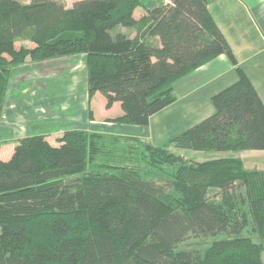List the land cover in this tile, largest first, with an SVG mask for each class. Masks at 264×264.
Returning a JSON list of instances; mask_svg holds the SVG:
<instances>
[{
    "label": "trees",
    "instance_id": "1",
    "mask_svg": "<svg viewBox=\"0 0 264 264\" xmlns=\"http://www.w3.org/2000/svg\"><path fill=\"white\" fill-rule=\"evenodd\" d=\"M152 1L0 0V110L13 67L83 54L88 96L100 93L107 108L118 102L115 122L147 126L174 102L176 81L224 54L236 80L212 95L211 115L169 143L264 150V103L210 0ZM21 40L33 46L17 47ZM107 138L116 145L81 130L56 145L31 134L0 160V264H262L264 170L238 157L187 162L134 137H120L132 149L102 165L96 158ZM141 162L178 166L158 179L143 175ZM90 164L94 171L84 173ZM205 237L216 239L203 250L178 249Z\"/></svg>",
    "mask_w": 264,
    "mask_h": 264
},
{
    "label": "crops",
    "instance_id": "2",
    "mask_svg": "<svg viewBox=\"0 0 264 264\" xmlns=\"http://www.w3.org/2000/svg\"><path fill=\"white\" fill-rule=\"evenodd\" d=\"M74 1H72L71 5ZM143 1L146 5L152 4L153 2L152 0ZM213 5L220 10L218 11L220 19L213 13ZM208 9L232 49L237 60V66H240L245 71L264 103V62L262 61L264 55L260 56V54L264 52V47L263 49H255L256 45H252L250 41L246 40V31L242 30L241 27V30H237V33L230 31L240 24L242 27L246 25L250 30H257L261 36V34L264 33V0H210ZM141 13L142 9L136 10L135 15L139 16ZM234 13L235 15L241 16L242 22L235 20ZM126 32L128 31L126 30ZM130 34L133 36V32H130ZM233 38L238 42V45H235L236 47L233 46ZM32 46L33 44L30 42L27 45L29 48ZM242 50L246 53L252 52L246 56L239 53ZM81 55L84 56L83 54ZM82 56L79 60L81 61V64L79 63L80 67L85 65V56ZM73 57L74 56L56 58L52 61L42 63L27 61L11 69L3 108L0 110V129L4 130V134L0 135V144H6L15 139L16 143L13 145L15 147L20 139L31 134H42L49 142L52 135H61L65 127L69 128L73 122H78L84 129L89 131L97 126L96 119L88 120V118H86V109L84 106L87 100L89 104V97L87 96V85L85 89L84 81L81 97H79L78 100L76 99L77 104L75 101L69 102L66 110L65 84L54 83L52 77L53 72L64 68L66 62H72V64L79 62L78 60L73 61ZM250 60H253V62L247 64ZM235 67L236 66L232 65L224 54L215 57L174 83L173 94L175 100L167 107L174 104L180 105V115L177 116V118L161 124L162 120L154 118L155 113L149 119V124L147 126L149 130L147 133L140 134L137 133L139 131L136 130V132L128 131L129 133H119L117 131V134L125 137L139 138L145 141V139H152V136L153 138L162 139L166 136L167 132L171 131L173 132L169 137L171 140L214 112L210 98L236 80ZM75 70L73 69V71ZM12 79L15 80L13 84ZM73 87H75L74 82L70 90H72ZM100 96L99 93H95L93 98L97 97L101 100V104L105 105L104 97L102 96V100ZM70 104L73 105L72 108H70ZM110 111H115L117 113L116 116L122 114L118 102L113 103L110 108L105 109L106 113ZM76 116H80L78 120H75ZM152 119L157 126L156 133H154L151 128L153 124ZM6 121L14 126L12 128L7 127ZM65 122L67 123L66 125ZM105 123L109 125L111 122L106 121ZM148 143L159 146L158 143ZM9 152L8 149L6 155H8ZM246 152L253 153L252 162L246 161L245 157L240 155L227 157H238L242 159L244 166L246 163L247 167H245L248 169L264 170V150H246ZM3 154L1 158H3ZM11 154L12 153H10V155Z\"/></svg>",
    "mask_w": 264,
    "mask_h": 264
},
{
    "label": "rangeland",
    "instance_id": "3",
    "mask_svg": "<svg viewBox=\"0 0 264 264\" xmlns=\"http://www.w3.org/2000/svg\"><path fill=\"white\" fill-rule=\"evenodd\" d=\"M23 3H28L30 0H19ZM65 4L67 6H70L72 1L74 0H64ZM150 1V0H148ZM161 1H168V0H161ZM237 10V9H236ZM212 11L215 14V16L217 18H219L218 15V10L214 5L212 6ZM240 15H235L234 13V18L236 21L242 22V18ZM220 19V18H219ZM240 27L242 28V30L246 31V40L250 41V43L252 45H256L255 49H263L264 47V33L260 34L258 33L257 30L255 29H249L246 25L244 27H242V25H238V27L230 30L231 32H235L237 33V30H241ZM116 32L118 31H122V32H126V29L123 27H117L115 29ZM233 41V46L236 47L235 45H238V42L236 39H232ZM29 44L28 41L26 40H21V41H17L16 45L17 47L25 46L27 47V45ZM248 45V44H247ZM240 51V50H239ZM263 51V50H262ZM261 51V52H262ZM252 52V51H250ZM250 52H245L244 50H242L241 55H246L248 56ZM246 53V54H245ZM261 55H264V52ZM81 54L80 55H75L73 57V61H79L81 59ZM84 57V56H82ZM75 58V59H74ZM54 59H49L47 61H52ZM72 60V59H71ZM254 60V59H253ZM253 60H250L248 63H252ZM47 61H43V62H47ZM262 61L264 62V57L262 59ZM37 63H42V62H37ZM81 61L79 62H75L72 64L66 62L64 68H61L59 71L53 72V80L54 83H59V84H65V110L68 106L69 102H76L77 104V100L79 99V97H81V93L83 91V81L85 83V89H86V85H87V76H86V65H83V67H80ZM84 64V63H83ZM248 66V65H247ZM73 69L75 71H73ZM236 76V74H235ZM14 79H12V84L14 83ZM73 82L75 84V87H73L72 90H70V88L73 85ZM70 85V86H69ZM100 94V93H99ZM101 95V94H100ZM87 96H88V92H87ZM89 97V96H88ZM100 98L103 100L102 95L100 96ZM5 99V97H4ZM77 99V100H76ZM71 100V101H70ZM101 100L98 99L97 97L93 98V96L89 97V104H88V100L86 102V105L84 106V108L86 109V118L89 119H96V123L97 126H95V128H93V130L89 131L86 130L82 127L81 124H79L78 122L76 123H71V125L69 126V128L65 127V130L63 131V133L61 135H52L51 139L49 140V143L52 145H56L59 144V138L67 131H85L88 133H93V134H98V135H102V136H106V137H115L117 138V142L116 145L115 144H110V140H107L105 142H103L102 144H100V151L99 154L97 155L96 161L99 164H104V163H108V162H112L113 160H107L106 156L108 154L115 156V155H119V156H126L125 154V150L124 149H132L130 147L129 142L124 141L121 138H124L125 136H121L117 134V131L119 133H129L128 131H135L138 130L140 134H144L145 132H148V125L147 126H137V125H126L120 122H115L114 120H116L115 118H118L119 116H116V112L115 111H110L109 113L105 112V109L107 108L105 105H102ZM4 103V102H3ZM81 104V103H80ZM82 106V105H79ZM179 106L178 104H174L171 105L167 108H164L163 110L159 111L158 113L155 114L154 118H157L159 120H162L161 124L169 121V120H174L175 118H177V116L180 115V110H179ZM73 105L70 104V108H72ZM3 108V106H2ZM108 109V108H107ZM111 118H109V117ZM80 116H76L75 120H78ZM153 118V119H154ZM152 119V121H153ZM204 119V118H203ZM65 120H71V119H65ZM106 121H110L111 123L108 125V123H105ZM201 121V120H200ZM116 125H115V124ZM67 123L65 122V125ZM6 126L7 127H13L14 125H12L11 123H8V121H6ZM151 128L153 129L154 133H156L157 130V126L155 125V121H153V124L151 126ZM2 129H0L1 131ZM151 132V130H150ZM18 133V132H15ZM166 133V132H165ZM173 132H167L166 136L162 139L159 138H153L150 140H146L148 142H152L154 143H158L159 146H164L169 152L177 155V156H182V158L184 160H186L187 162H200V161H204V160H209V159H214V158H218V157H227V156H235V155H240L242 157H245V160L248 162H252L253 161V153H247L246 151H229V152H218V151H195V150H190V149H181V148H176L174 146H172L169 141V137L172 135ZM4 134V130L1 131L0 135ZM152 140V141H151ZM147 142V143H148ZM14 143H16V140L13 139L12 141L7 142L6 144L2 143L0 144V159L2 160H7L10 157V153H12L13 149H14ZM118 143V144H117ZM118 145V148H116V146ZM113 146L114 148H109ZM109 148V149H108ZM116 148V149H115ZM9 149V154L6 155V152ZM124 150V151H122ZM4 153V154H3ZM4 155L3 158H1V155ZM145 154V153H144ZM109 155V156H110ZM137 155V154H136ZM139 156V155H138ZM135 158V157H134ZM137 159V156H136ZM108 161V162H107ZM114 162V161H113ZM139 162V161H138ZM258 162V160H257ZM137 164V163H136ZM98 165V164H97ZM140 166V172L145 175L146 177H151V178H168L169 174L172 172V170H174L178 164H173V163H161V164H150L149 162H141L139 164ZM245 166L247 167V164L245 163ZM98 168H96L95 170H97ZM84 173H89L91 171H94V168H92L91 164L87 165V167L83 170ZM214 191V189H210V192ZM250 227H248L247 229H245L243 231V234H245V232L249 231ZM214 239L216 238H210V237H205V238H199V239H189L185 242H183L178 249H199V250H203L205 249ZM262 264H264V252L262 255Z\"/></svg>",
    "mask_w": 264,
    "mask_h": 264
}]
</instances>
